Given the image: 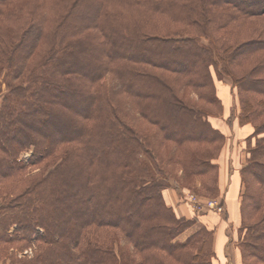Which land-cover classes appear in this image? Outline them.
<instances>
[{
  "label": "trees",
  "instance_id": "trees-1",
  "mask_svg": "<svg viewBox=\"0 0 264 264\" xmlns=\"http://www.w3.org/2000/svg\"><path fill=\"white\" fill-rule=\"evenodd\" d=\"M20 1L0 0V250L36 249L11 264H214V231L165 198L219 192L213 69L254 128L237 246L264 264V29L235 34L264 0Z\"/></svg>",
  "mask_w": 264,
  "mask_h": 264
},
{
  "label": "crops",
  "instance_id": "crops-1",
  "mask_svg": "<svg viewBox=\"0 0 264 264\" xmlns=\"http://www.w3.org/2000/svg\"><path fill=\"white\" fill-rule=\"evenodd\" d=\"M219 83L220 81L216 82L218 95L224 101L225 112L228 113L229 104L232 101L231 88ZM239 127L241 128V125ZM242 131H247L244 139L247 148V138L253 133L249 132L250 124H245ZM240 141V136L233 141L234 143L227 137L225 146L216 161L219 165L218 199L222 200L225 205L224 213L210 209H198L174 188L165 191L167 203L175 209L179 216L198 218L202 225L214 231L216 253L214 264H238V254H241L237 246L238 230L241 225V195L244 190L241 167L246 161L247 149L242 153L243 140Z\"/></svg>",
  "mask_w": 264,
  "mask_h": 264
},
{
  "label": "rangeland",
  "instance_id": "rangeland-1",
  "mask_svg": "<svg viewBox=\"0 0 264 264\" xmlns=\"http://www.w3.org/2000/svg\"><path fill=\"white\" fill-rule=\"evenodd\" d=\"M39 0L35 1L38 2ZM57 0H50L49 4V8H52V11L55 15H57L58 10L60 8V6L57 4L56 2ZM34 1L31 0H21L20 2H18L19 4L17 6H19V10L23 11H27L24 9L28 8V11L31 10V8L33 7L32 5H34L35 3ZM15 5V7H17ZM38 8V7H37ZM240 29L237 30V32L235 33L237 35L238 41L239 42H245V41H250L253 40L255 38H258L261 34V31L264 29V15H257V16H253L250 18L245 19L244 21H242L240 23ZM213 73H214V77H215V84L216 82L220 81L221 84L227 85L229 88H231V93H232V101H230V108L228 109V113L225 112V108H224V101L222 100V105H223V110H221L220 106H218V108H212V115L208 117L209 121L211 122V124L219 129L220 131H222L225 135L227 133V137H229L231 139V141L233 142L234 140H237V138H239L240 136V142H242L243 140V147H241V151L242 153L247 149L245 146V138L247 135V131H242L243 127H244V123L241 121V117H240V113H241V105L239 102V97L237 94V90L235 88L232 87L231 84V80L229 78H223L222 80L218 79L215 75V71L213 69ZM3 78H1V82L3 83ZM111 83V81H110ZM219 83V84H220ZM6 84L3 83L2 85H0V88L2 89V91L6 90ZM217 87V84H216ZM218 93V90H217ZM2 94V92L0 93V95ZM241 125V128L239 127ZM254 128L252 126V124H250V131L249 132H253ZM250 133V134H251ZM241 136H243L241 138ZM227 137H226V141H227ZM237 142V141H235ZM234 143V142H233ZM225 146V145H224ZM32 154V151L30 152H26L23 153L21 156L24 159H28L30 157V155ZM174 174L176 175V177H180L181 173L180 171L176 170L174 171ZM171 183H174L175 180L171 179L170 180ZM189 186V184L187 185ZM191 189H189L188 187L184 188L183 190H181V195L182 197H184L186 200H188L185 195L187 193H194L198 196H203V197H208V198H213V199H218L219 197V192L216 194H209L206 193L205 191H203L200 186L198 185L197 187H195V189H192V186L190 185ZM189 201V200H188ZM190 202L192 203V201L190 200ZM220 202L222 203L224 210L222 212H218V213H224L225 211V205L222 202V200H220ZM194 205V204H193ZM201 224H196L195 226H193L190 230H188L186 233H184L182 235V239L189 237L191 234H193L196 230L199 229V226ZM121 243H124L123 240H120ZM118 244V242H116ZM22 244H24L23 242L21 243H14L13 245H8V246H3L2 250H0V264H11L12 260L11 259V255L13 256H18V257H22V256H28V257H32L34 255L35 249L36 247L33 245L27 249H25L23 252L20 251L19 247L22 246ZM9 247H14L15 249L9 248ZM4 248H9L7 250H5ZM30 249L32 250V253H29L27 251H30ZM6 253V254H5ZM10 255H7L9 254ZM6 255V256H5ZM238 264H243V260H242V255L238 254V259H237Z\"/></svg>",
  "mask_w": 264,
  "mask_h": 264
},
{
  "label": "built area",
  "instance_id": "built-area-1",
  "mask_svg": "<svg viewBox=\"0 0 264 264\" xmlns=\"http://www.w3.org/2000/svg\"><path fill=\"white\" fill-rule=\"evenodd\" d=\"M185 197L194 204L195 207L198 209H210L216 212H222L224 210V207L219 199H213L203 196H198L194 193H187ZM29 253H32V250L27 251Z\"/></svg>",
  "mask_w": 264,
  "mask_h": 264
}]
</instances>
